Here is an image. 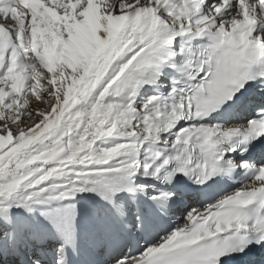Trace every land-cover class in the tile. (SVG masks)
<instances>
[{"label":"snow or ice","instance_id":"snow-or-ice-1","mask_svg":"<svg viewBox=\"0 0 264 264\" xmlns=\"http://www.w3.org/2000/svg\"><path fill=\"white\" fill-rule=\"evenodd\" d=\"M0 264H264V0H0Z\"/></svg>","mask_w":264,"mask_h":264}]
</instances>
